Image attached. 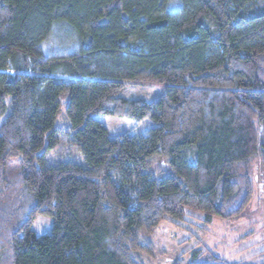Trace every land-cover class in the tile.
Here are the masks:
<instances>
[{
    "label": "trees",
    "instance_id": "16d2710c",
    "mask_svg": "<svg viewBox=\"0 0 264 264\" xmlns=\"http://www.w3.org/2000/svg\"><path fill=\"white\" fill-rule=\"evenodd\" d=\"M107 116L153 126L111 137ZM256 156L264 0H0V264H142L168 217L240 215Z\"/></svg>",
    "mask_w": 264,
    "mask_h": 264
},
{
    "label": "rangeland",
    "instance_id": "374dc122",
    "mask_svg": "<svg viewBox=\"0 0 264 264\" xmlns=\"http://www.w3.org/2000/svg\"><path fill=\"white\" fill-rule=\"evenodd\" d=\"M165 88L164 83L142 82L130 87V95L143 96L151 100L159 96ZM67 99H62V109L57 126L68 127L66 117ZM102 119V118H101ZM108 127L109 135L129 132L131 129L144 132L153 126L151 120L107 116L102 119ZM12 161H17L14 159ZM10 168L19 175L20 168L10 164ZM154 170L160 174L170 171L163 160L156 159ZM251 181L252 195L243 212L232 218L215 217L206 222L203 212L187 208L182 219L167 218L161 221L150 233L142 236L147 240V247L138 254L142 264H191L195 262L218 260L220 264H256L264 260V164L256 156L240 168ZM21 185V184H20ZM53 218L38 215L32 228L37 234L48 232ZM215 258V259H214Z\"/></svg>",
    "mask_w": 264,
    "mask_h": 264
}]
</instances>
